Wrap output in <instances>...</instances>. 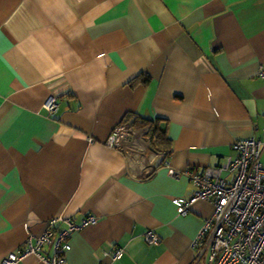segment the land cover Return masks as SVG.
I'll return each instance as SVG.
<instances>
[{"label":"crops","instance_id":"obj_1","mask_svg":"<svg viewBox=\"0 0 264 264\" xmlns=\"http://www.w3.org/2000/svg\"><path fill=\"white\" fill-rule=\"evenodd\" d=\"M263 74L264 0H0V264L88 215L63 264H201L191 245L213 205L182 216L172 199L193 192L188 168L262 139Z\"/></svg>","mask_w":264,"mask_h":264},{"label":"built area","instance_id":"obj_2","mask_svg":"<svg viewBox=\"0 0 264 264\" xmlns=\"http://www.w3.org/2000/svg\"><path fill=\"white\" fill-rule=\"evenodd\" d=\"M264 75V74H263ZM45 109L53 113L57 108L56 97L50 95L44 103ZM131 127L123 124L115 128L105 141L111 149L119 147V140L128 136ZM237 157L226 158L216 166L202 171L188 168L183 172L194 186L187 197H175L178 215H186L197 200L209 201L213 205L211 216L206 219L192 242V249L201 264H264V167L260 156L264 150L262 139L254 137L239 140L233 145ZM174 177L179 173L168 169ZM222 173L233 174L231 181L221 177ZM53 219L45 232L34 239L28 238L23 249L9 254L2 264H18L29 255L36 256L43 264H63L64 255L70 250L68 239L80 229L93 225L97 217L88 215L80 220L73 217L59 219L64 226L56 227ZM146 244H157L159 238L152 230L142 234ZM48 247L49 253L43 248ZM122 249H115V259Z\"/></svg>","mask_w":264,"mask_h":264},{"label":"trees","instance_id":"obj_3","mask_svg":"<svg viewBox=\"0 0 264 264\" xmlns=\"http://www.w3.org/2000/svg\"><path fill=\"white\" fill-rule=\"evenodd\" d=\"M148 81V78H145L142 80V83H146ZM138 119L134 118V121L132 122L133 126H149V139H152L155 137V140H159L161 137V134L159 133L158 127L156 125H152L148 121L140 120L139 122H136ZM157 135V136H156Z\"/></svg>","mask_w":264,"mask_h":264}]
</instances>
